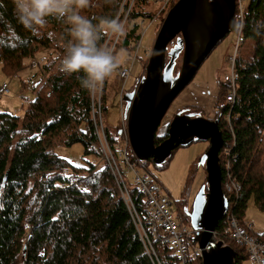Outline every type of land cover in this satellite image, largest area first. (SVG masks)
Wrapping results in <instances>:
<instances>
[{"label": "trees", "instance_id": "obj_1", "mask_svg": "<svg viewBox=\"0 0 264 264\" xmlns=\"http://www.w3.org/2000/svg\"><path fill=\"white\" fill-rule=\"evenodd\" d=\"M122 2L90 0L89 7L81 9L80 14L94 23L99 18L112 19ZM146 2L149 0H136L114 51L117 57L123 50L129 53V44L139 37V19L153 17L137 9L139 3ZM56 33H60L63 42L69 38L67 26L52 18L40 35L25 30L15 18L12 0H0V63L4 73L12 76L25 68L26 59L31 58L32 65L44 48L51 50L43 66L44 78L48 76L23 116L0 112V264H153L107 164L104 162L99 169L94 164L75 167L53 151L55 144L82 142L85 154L98 155L88 149L95 139L91 91L81 88L75 75L67 76L59 71L57 57L64 49L53 43L52 35ZM243 33L250 50L238 59V99L229 107L227 84L219 81L214 116L210 117L220 119L223 134L222 180L229 161V171L240 185L237 194L225 191L229 213L216 227L217 236H224L236 250L235 264L248 259V253L226 232L230 219L246 221L252 196L264 212V0H251ZM105 37L106 33L102 44ZM55 53L57 56L53 57ZM180 62L181 58L175 74L181 68ZM107 93L106 85L102 96L104 116ZM181 110L196 115L204 111L194 105ZM226 113L230 115L233 131ZM170 122L163 135L159 134L160 124L156 145L167 137ZM108 133L112 135L109 129ZM111 140L115 138L111 136ZM226 148L229 154L223 155ZM165 166L164 163L157 167ZM132 193L141 209L138 190L134 188ZM189 219L184 217L186 222ZM155 243L165 257L167 248L159 241ZM198 264H202L201 259Z\"/></svg>", "mask_w": 264, "mask_h": 264}, {"label": "water", "instance_id": "obj_2", "mask_svg": "<svg viewBox=\"0 0 264 264\" xmlns=\"http://www.w3.org/2000/svg\"><path fill=\"white\" fill-rule=\"evenodd\" d=\"M235 9V0H178L163 20L139 86L124 95L129 138L140 161L152 159L162 166L178 147L195 140L210 142L199 162L207 173V186H202L195 196L190 213V223L198 230L196 241L203 249L202 264H235L237 257L232 246L213 238L220 219L229 210L220 164L224 146L220 119L181 110L158 145L155 135L174 100L234 28ZM179 58L181 68L175 74Z\"/></svg>", "mask_w": 264, "mask_h": 264}, {"label": "built area", "instance_id": "obj_3", "mask_svg": "<svg viewBox=\"0 0 264 264\" xmlns=\"http://www.w3.org/2000/svg\"><path fill=\"white\" fill-rule=\"evenodd\" d=\"M115 19L123 25L124 31L129 23L132 7L135 0H123ZM236 9L234 15V31L238 33L235 49L228 58L229 71L224 74L223 81L227 84L226 102L232 107L237 98L238 81L240 74L238 71L239 46L246 42L244 38L245 15L250 4V0H235ZM169 0H164L167 5ZM145 20H139V37L129 44V60L122 64L117 71L120 91V113L121 122L118 129V141H112L108 133L105 116L103 112V90L107 84L104 83L91 91V114L93 119L95 139L88 144V149L97 152L101 160L107 164L110 172L120 190L123 200L131 215L132 221L138 233V236L150 257L153 264H198L202 260L203 249L196 241L198 230L191 223L188 224L184 217L179 213L178 203L163 192L162 185L155 176L147 170L143 161L136 157L128 133V116L126 114V82L130 77H134V86L130 90H135L139 86L144 74L143 71L134 72L135 61L139 57V51L142 46L143 36L149 27ZM236 26V29H235ZM122 36L112 33H106L103 45L111 48L113 52ZM33 66H39L40 63L34 61ZM9 92V83L0 79V100ZM225 118L228 120L231 131V119L229 113ZM114 137V136H113ZM226 148L223 155H228ZM230 162L225 164V180L223 181V190L231 194H237L240 189L239 183L232 177ZM68 172V170H67ZM76 182V180H74ZM136 188L141 199V209L135 201L132 189ZM176 209H174V206ZM230 208V207H229ZM229 213V210H228ZM227 213V214H228ZM230 239L236 244L243 246L248 253V260L252 264H264V238L256 233L254 224L250 220L241 223L237 218L232 217L229 226L226 229ZM214 241H221L224 246L229 245L224 236L216 234L214 231ZM156 241H159L167 248L166 256L158 251Z\"/></svg>", "mask_w": 264, "mask_h": 264}, {"label": "rangeland", "instance_id": "obj_4", "mask_svg": "<svg viewBox=\"0 0 264 264\" xmlns=\"http://www.w3.org/2000/svg\"><path fill=\"white\" fill-rule=\"evenodd\" d=\"M177 1L178 0H169L167 5H164V0H149V2H146L145 4L139 3V6H137L139 11L147 12L153 16L152 18H144L146 26H148V24L151 22V19L155 18V20L149 25L143 36L139 57L135 61L134 72L141 71V63H144L145 66L147 65L152 47L163 20L165 19L171 4ZM135 3L136 0L133 4L132 10L135 6ZM140 19L143 18L141 17ZM237 37L238 33L232 29L214 48L208 58L201 65L192 81L209 80L214 83L221 81L224 74L229 71L228 58L234 52ZM52 41L56 46L62 48L61 45L64 42L60 33L53 34ZM239 50V57L248 52L250 50L249 41L247 40L246 42L242 43L239 46ZM50 51V48L48 50H45L44 48L43 51L37 54L35 60H33L32 63L37 61L40 63L39 66H33V64L31 65V58L26 59L25 68L12 76L3 72L2 65L0 63V79L1 81L5 80L9 83V92L0 100V112L10 113L20 117L23 116L27 105L36 97L37 89L48 76L47 75L44 78L43 66L47 62V58H49L47 54ZM128 54L129 53L127 50H123L119 53L118 58L120 64H123L129 60ZM56 56L57 53H55L53 57ZM57 61L59 63V60ZM55 66H57V63H55ZM119 82L120 81L118 79L117 71L107 79L106 85L108 87L109 93H107V100L105 102L106 125L113 133V136L117 141L119 139L118 129L121 122V83ZM134 83V77H130L126 82L125 91H130L133 88ZM176 99L172 103L169 112L167 113L163 123L159 128V131L162 130L164 127V122L169 118L171 109H174L175 105L178 104L179 97ZM212 110V112L215 111L214 108ZM211 114L204 109L203 114L201 115L210 118ZM209 146V141L195 140L187 146H180L174 150L172 156L167 159V162H165L166 166L164 168L157 167L154 162H151V159L148 160L147 163L144 162L143 164L145 165L144 167L149 170L162 185L163 192L167 193L173 201H182L183 197L189 194L190 196L187 200L189 204H191L201 187L207 184V174L205 168L200 165L199 162L201 157L208 150ZM53 151L57 155L65 158L70 163V165L75 167H89L91 164H94L99 169L103 168L104 166V162L97 154H85V147L82 142H75L71 145H65L61 143L55 144ZM70 169L72 168L70 167ZM173 206L174 209H176V206ZM245 218L254 224L255 231L259 235L264 236V212L257 207L253 196L248 201ZM187 223L190 224V219L187 221ZM241 264L252 263L246 259Z\"/></svg>", "mask_w": 264, "mask_h": 264}, {"label": "clouds", "instance_id": "obj_5", "mask_svg": "<svg viewBox=\"0 0 264 264\" xmlns=\"http://www.w3.org/2000/svg\"><path fill=\"white\" fill-rule=\"evenodd\" d=\"M90 0H12L13 13L25 30L35 35L49 24V18L67 26L69 38L62 43L63 55L59 71L75 75L81 88L96 89L120 67L113 50L101 43L103 34L124 35L117 19L99 18L96 23L80 10L89 7Z\"/></svg>", "mask_w": 264, "mask_h": 264}, {"label": "crops", "instance_id": "obj_6", "mask_svg": "<svg viewBox=\"0 0 264 264\" xmlns=\"http://www.w3.org/2000/svg\"><path fill=\"white\" fill-rule=\"evenodd\" d=\"M141 64H142V66L144 65V63H141ZM141 71H143V67H142ZM141 71H138V72H141ZM218 91H219V82L214 83V82L209 81V80H207V81H200V80L192 81L180 93V95L178 96L179 102H178V104L175 105V103L177 101V99H176V101L174 103L175 108L171 109L170 116L164 122V127L162 128L161 131H159V134L163 135L165 133L168 122H170L172 120L174 114H176V112H178V110H181L182 108L189 106V105L190 106L191 105L199 106L203 110L205 109L208 112H210V114L212 113L210 115V117L214 116V112H212L213 111L212 109L214 108V104L216 102ZM262 237H264V236H262Z\"/></svg>", "mask_w": 264, "mask_h": 264}, {"label": "flooded vegetation", "instance_id": "obj_7", "mask_svg": "<svg viewBox=\"0 0 264 264\" xmlns=\"http://www.w3.org/2000/svg\"><path fill=\"white\" fill-rule=\"evenodd\" d=\"M206 191H207V188H206ZM189 194L184 196L183 197V200L181 201H178V208H179V213L183 216V217H188L190 218V213L192 212L193 210V203H194V200L191 204H189L188 202V198H189ZM195 199V198H194Z\"/></svg>", "mask_w": 264, "mask_h": 264}, {"label": "snow or ice", "instance_id": "obj_8", "mask_svg": "<svg viewBox=\"0 0 264 264\" xmlns=\"http://www.w3.org/2000/svg\"><path fill=\"white\" fill-rule=\"evenodd\" d=\"M85 191H87V189H85Z\"/></svg>", "mask_w": 264, "mask_h": 264}]
</instances>
